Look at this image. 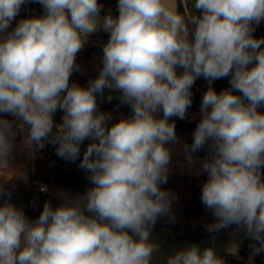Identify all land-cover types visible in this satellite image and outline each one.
I'll use <instances>...</instances> for the list:
<instances>
[{
    "label": "clouds",
    "instance_id": "clouds-1",
    "mask_svg": "<svg viewBox=\"0 0 264 264\" xmlns=\"http://www.w3.org/2000/svg\"><path fill=\"white\" fill-rule=\"evenodd\" d=\"M38 2L44 15L8 31L26 0H0V114L20 122L0 115V166H8L17 127L29 145L43 148L47 140L71 162L88 139L79 168L93 187L56 208L45 202L34 221L7 194L0 264H150L159 251L151 228L174 199L160 187L170 170L166 145L177 142L169 120L185 119L199 77H230L231 86L204 93L192 143L184 146L191 164L192 153L208 145L201 201L215 222L207 231L236 225L257 242L254 254L264 252V38L253 35L264 0H195L200 15L188 11L187 0L183 15L165 0H118V16L103 18L98 0ZM98 28L110 34L99 75L86 88L70 85L77 54ZM105 89L120 93L132 112L111 127V114L97 107ZM58 109L62 124L54 125ZM167 264L224 262L212 248L201 253L192 245Z\"/></svg>",
    "mask_w": 264,
    "mask_h": 264
},
{
    "label": "trees",
    "instance_id": "trees-1",
    "mask_svg": "<svg viewBox=\"0 0 264 264\" xmlns=\"http://www.w3.org/2000/svg\"><path fill=\"white\" fill-rule=\"evenodd\" d=\"M194 3L195 0H187L188 11L194 15H200V12L193 7ZM98 4L102 6L101 11H103L105 7L118 5V0H98ZM177 11L182 15L185 12L180 0H177ZM118 14L116 11L113 15L118 16ZM18 23L16 16L8 31L14 29ZM253 27L254 37L257 39L264 38L263 22L261 21L258 26L253 25ZM109 35L108 32H104V37L107 38ZM100 50V47L90 45L86 40L83 49L77 54L76 63L80 68L70 76V85L75 83L86 88L89 81L97 77L93 75L91 69L98 66L95 57ZM182 71L183 69L177 68L178 74ZM229 81L230 77L217 79L211 83L203 77L195 80L190 90L192 103L187 109L185 119L173 117L169 120V123L175 124L176 137L187 139L191 145L194 130L201 119L200 107L204 93L209 87H212L217 93L229 89L231 87ZM109 94L113 97L111 101L107 99ZM119 97L120 93L110 92L108 89H105L103 97L97 94L98 111L111 114L114 123L118 121L115 115L120 113L128 117L132 115L130 106L122 103ZM260 110L264 111L263 108ZM63 115V111L58 109L53 114L54 124H61ZM157 116L158 118L162 117V112L158 113ZM3 117L17 125L20 123L11 115L3 114ZM192 117L193 119H191ZM112 124H109L108 127H111ZM89 143L91 141L86 139L81 145L88 146ZM192 156L209 157L208 145H205L198 152L192 153ZM80 161L81 158L75 162L53 159L49 164L46 154H42L34 160L32 151L28 146H23L19 153L12 150L8 159V166H0V186L5 193L0 196V203H3L8 198L7 194L10 193V202L17 208L23 209L27 218L34 221L42 212L45 202H50L51 206L56 208L68 199L75 200L84 196L93 185L88 181L87 173L79 168ZM80 171L83 172L82 175H80ZM207 178V174L201 177L168 174L167 183L161 184L160 187L169 191L174 197L171 213L158 217L151 228V233L167 231L179 240L213 243H221L232 236H240L243 240L241 250L233 255L232 264H247L250 258L253 260V264H264V252L253 253V247L257 246V242L248 237L243 229L231 225L218 232L209 233L207 231V226L215 222L212 212L201 201L202 185L207 181ZM35 181L46 183L49 186L50 195L44 196L39 191V186L34 183Z\"/></svg>",
    "mask_w": 264,
    "mask_h": 264
},
{
    "label": "rangeland",
    "instance_id": "rangeland-1",
    "mask_svg": "<svg viewBox=\"0 0 264 264\" xmlns=\"http://www.w3.org/2000/svg\"><path fill=\"white\" fill-rule=\"evenodd\" d=\"M169 7H176L177 0H165ZM22 9H26V5H22ZM29 12L35 13V9L28 7ZM103 18L102 15H100ZM264 24V21H262ZM189 28L192 29L191 25ZM105 31L98 28L94 34H101ZM264 109V108H263ZM118 120L121 118H127L123 114L115 115ZM114 119V118H113ZM189 145L187 139L178 138L176 143L167 144L166 147L170 149L171 152V163L169 165V173L180 176H194L201 177L206 173L200 171L201 161L203 159L193 157V163H189L186 159L184 152V146ZM150 239L156 242L159 245V251L153 254L150 264H167V258L171 255H174L177 251L192 246L197 245L201 253L206 248H212L215 251V254L222 259L224 264H232L233 255H236L241 250L242 238L240 236H232L228 240L221 243H213L209 241H197V242H187L184 240H179L175 238L171 232L164 233H151ZM247 264H253V260L250 258L247 261Z\"/></svg>",
    "mask_w": 264,
    "mask_h": 264
},
{
    "label": "built area",
    "instance_id": "built-area-1",
    "mask_svg": "<svg viewBox=\"0 0 264 264\" xmlns=\"http://www.w3.org/2000/svg\"><path fill=\"white\" fill-rule=\"evenodd\" d=\"M180 1L184 7L182 0H180ZM23 5H26V9H22V11L19 12V14L17 15L18 21H20L22 19H26V18H32L34 16L39 17V16L44 15V9H43L42 5L38 2V0H26V3ZM28 7L35 9L36 10L35 13L29 12ZM184 9H185V7H184ZM116 11H118L117 5L116 6L115 5L114 6H108L107 8L105 7V10L100 12V15H102L104 17L106 14L110 13L113 17H117V16L113 15ZM108 39H109V37H107V38L104 37V32L101 34L92 33L90 36L87 37V42L90 45L97 46V47L101 48V50L97 53V55L95 57V62L98 66H96V68H94V69H91L94 76L99 75V71L103 66L102 65L103 46L107 43ZM0 115H3V114H0ZM191 119H193V117ZM112 123H114L113 119H111L110 121L107 122V126L109 124H112ZM54 125H60V124H54ZM15 131H16V135H15V140H14L13 151H16L17 153H19L23 146H28V148L32 151V156H33L34 160H36L42 154H46L47 161L49 164L53 161V159H58V160H62V161L65 160V159H62L56 155V148L58 147V145L53 144V143H49L47 140L44 141L43 148L38 147L37 145H35V143L29 145L28 143H26V137H27L26 129L21 130L19 127H17ZM53 131H55V127H54ZM86 148H87V146L80 145L81 151H80V157L79 158L82 159L83 153L86 150ZM34 183L39 186V191L42 194L45 192H50L49 186L46 183H44L42 181H39V182L35 181ZM42 189H46V190H42Z\"/></svg>",
    "mask_w": 264,
    "mask_h": 264
},
{
    "label": "water",
    "instance_id": "water-1",
    "mask_svg": "<svg viewBox=\"0 0 264 264\" xmlns=\"http://www.w3.org/2000/svg\"><path fill=\"white\" fill-rule=\"evenodd\" d=\"M79 173H80V175H82V174H83V172H82V171H80ZM43 195H44V196H49L50 194H49V192H45V193H43Z\"/></svg>",
    "mask_w": 264,
    "mask_h": 264
},
{
    "label": "crops",
    "instance_id": "crops-1",
    "mask_svg": "<svg viewBox=\"0 0 264 264\" xmlns=\"http://www.w3.org/2000/svg\"><path fill=\"white\" fill-rule=\"evenodd\" d=\"M192 27V26H191ZM194 157V156H193ZM196 158H201V159H206V158H208V157H196Z\"/></svg>",
    "mask_w": 264,
    "mask_h": 264
}]
</instances>
